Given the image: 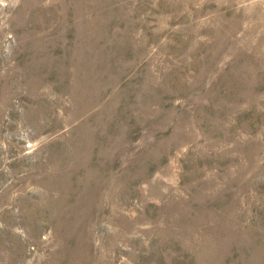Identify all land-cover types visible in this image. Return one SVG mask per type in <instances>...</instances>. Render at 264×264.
<instances>
[{
    "label": "rangeland",
    "instance_id": "1",
    "mask_svg": "<svg viewBox=\"0 0 264 264\" xmlns=\"http://www.w3.org/2000/svg\"><path fill=\"white\" fill-rule=\"evenodd\" d=\"M0 264H264V0H0Z\"/></svg>",
    "mask_w": 264,
    "mask_h": 264
}]
</instances>
